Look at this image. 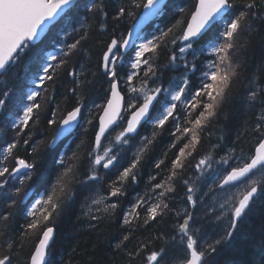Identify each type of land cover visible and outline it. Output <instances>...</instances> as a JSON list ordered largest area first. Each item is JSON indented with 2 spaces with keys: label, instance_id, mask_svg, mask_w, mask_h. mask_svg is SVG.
<instances>
[{
  "label": "trees",
  "instance_id": "1",
  "mask_svg": "<svg viewBox=\"0 0 264 264\" xmlns=\"http://www.w3.org/2000/svg\"><path fill=\"white\" fill-rule=\"evenodd\" d=\"M146 1L79 0L40 42L26 44L2 73L0 178L7 181L19 158L30 168L10 189V199L0 194L4 264H29L47 228L54 236L45 264H145L148 255L172 257V249L180 252L186 243L178 230L189 209L183 183L208 184L234 155L247 157L261 141L264 124L257 115L264 110V0H228L230 19L184 44L181 34L196 0H168L163 15L144 32L138 52H118L107 71L104 52L125 35ZM179 49L186 62L178 61ZM42 73L36 95L28 100L27 120L15 124L32 81ZM114 79L130 84V96L122 86L124 116L105 144L113 162L95 171L97 118ZM158 87L179 90L180 97L171 104L170 117L151 125L146 151L131 161L125 153L129 147L114 137L141 98ZM79 105L81 125L68 141L49 148L61 120ZM218 146L208 172L194 168L197 157ZM222 150L232 151L225 163L219 161ZM255 189L228 242L220 250L211 247L212 254L202 256L199 264H264V178ZM28 192L30 198L22 202ZM91 194L102 195L92 208ZM33 199L39 206L29 213Z\"/></svg>",
  "mask_w": 264,
  "mask_h": 264
},
{
  "label": "water",
  "instance_id": "2",
  "mask_svg": "<svg viewBox=\"0 0 264 264\" xmlns=\"http://www.w3.org/2000/svg\"><path fill=\"white\" fill-rule=\"evenodd\" d=\"M78 0H0V75L8 67L14 56L24 46L25 43L34 45L41 41L47 34L49 28L54 25L59 17ZM167 0H148L143 5L139 19H136L130 26L120 48L123 52L129 50L142 35L143 29L151 23L155 17L153 13L162 10ZM160 13V12H159ZM227 13V0H197L193 12L189 15L187 24L183 30L182 42L190 39H200L209 29ZM115 44L109 47L104 55L105 59L111 54ZM156 91L150 95L146 104L139 106L130 114L126 126H133L140 120L149 116L151 102L158 97ZM122 98L117 92V83L111 85L108 100L98 118V127L95 135L94 145L98 146L102 138L115 126L122 111ZM79 108L66 114L60 122L59 134L51 146H55L59 141L66 138L77 125ZM137 128L130 129L127 133L133 134ZM264 147V137L258 143ZM257 148V146H256ZM256 151V149H255ZM264 164V154L255 156L248 164L239 169L231 170L223 180L221 187L234 184L246 178L251 171ZM107 167V165L105 166ZM27 169V165L18 160L17 167L13 173ZM248 197H244L237 210L239 217L244 208L247 207ZM185 224L181 226L182 233L185 232ZM53 229H46L36 245L29 264H45L46 252L53 239ZM198 258L192 252V258ZM195 262V261H194Z\"/></svg>",
  "mask_w": 264,
  "mask_h": 264
},
{
  "label": "rangeland",
  "instance_id": "3",
  "mask_svg": "<svg viewBox=\"0 0 264 264\" xmlns=\"http://www.w3.org/2000/svg\"><path fill=\"white\" fill-rule=\"evenodd\" d=\"M177 56L179 59H184L183 56L180 55V50H179V53ZM129 90H130V86L127 85L126 91H129ZM176 95H177V93H174L172 96L175 97ZM167 96L168 95L165 94V97H167ZM159 102H161V106L155 108L152 116L149 119V122H150L149 125H152L161 115H164L167 113V108H166L167 103L164 100H160ZM257 116L261 120H263V122H264V110L261 111ZM148 129L150 130L151 128L147 125L139 133V135L136 136L135 138H132V140L134 142H136L137 144H140L139 137L145 138V133L147 132ZM118 135L121 136L120 134H118ZM125 139H127V138H123L120 140L118 137H115L114 141L115 142H121L124 145H126ZM143 145L140 146L138 151L145 148L144 147L145 145L144 146ZM99 153L100 154H99V156H97V158H100V159H98V161H100L101 163L102 162L106 163V162L110 161L112 154L110 153V147L108 145L105 146V144H104L102 146V148L100 149ZM239 161H240V163H242V157L241 156L240 157L238 156V158L236 159L235 162H239ZM207 162H208L207 160L206 161H197L196 163L194 162L195 163L194 168L206 169L208 167L206 164ZM224 165H225L224 168H221L220 170H218L211 177V181L208 184L204 183V181H201L202 183L200 182L199 184H197L198 186L196 188L195 184L191 185L189 183L191 185V186H189L190 188L186 190L185 194H183V199L188 201V203H192L190 214L193 213V209H194L193 224H195V226L190 227L192 222L189 221L190 220L189 219L187 224H186V228H185V231L187 232L186 236L188 237V234H190V236L192 235V237L194 238V231L195 230L199 231V229H197L198 226L207 225V224L208 225L210 224L209 227L211 226V228H209V229L207 228L208 231L206 233L204 230V232L201 234L202 236L198 242V245H199L197 248L198 252H203L204 247H206V246L212 245L216 242H223L225 240L227 234H229L228 232H231V229L236 224V221L234 219V215H235V210L238 206L240 198L246 193L254 194L255 190H256L255 185L264 175V167H262L254 175L250 176L245 181H243V182H241L235 186H232L226 190L220 191V190L215 189V185L220 183L222 181V179L224 178V176L226 175L227 172H225V168L231 167V165H229V164H224ZM206 171L208 172V170H206ZM17 179H18L17 176L11 175V177L9 178L8 181H6V182L0 181V192L1 193L4 192V195L7 198L11 195V194H9L12 192L11 190H13L11 185ZM100 195L101 194H98V195L94 194L93 196H91L89 198V205L91 208L96 207V206H94V204H96L101 199ZM182 212L184 213L183 210H182ZM184 215L187 216L188 214L185 213ZM187 219L188 218H186V220ZM216 222H218L217 225H216ZM185 241H186L185 247L182 248L180 250V252H178V251L176 252V250L172 249L174 251L173 252L174 254L172 256H175L173 258L168 255V257L165 258L166 259L165 260V259H162L160 255L159 256L154 255L157 258V262L155 264H184V262H186V259H187V254H186L184 249H186V245L189 244V240L187 238L185 239ZM194 247L196 249V242H194ZM262 255H263V253L260 254V256H262ZM147 258H148V260L151 259L148 256H147ZM168 260H169V262H168ZM201 260H202V256H201ZM201 260H200V262H201Z\"/></svg>",
  "mask_w": 264,
  "mask_h": 264
},
{
  "label": "bare ground",
  "instance_id": "4",
  "mask_svg": "<svg viewBox=\"0 0 264 264\" xmlns=\"http://www.w3.org/2000/svg\"><path fill=\"white\" fill-rule=\"evenodd\" d=\"M78 4V3H77ZM76 4L74 3V4H72L71 6H75ZM143 7V6H142ZM142 7H141V9H142ZM165 7H166V5H164L163 6V8H162V10H159V12H158V14L157 13H153L154 14V17L156 18V19H158L159 17H161V15H163L162 13L164 12V9H165ZM141 11V10H140ZM140 16H141V13L139 12L138 14H137V16L135 17V19H134V21L136 20V19H139L140 18ZM226 16L227 15H224V16H222L221 18H220V20H224L225 18H226ZM229 17V16H228ZM230 17H231V14H230ZM155 19V20H156ZM154 20V21H155ZM133 21V22H134ZM153 21V22H154ZM132 22V23H133ZM152 22V23H153ZM126 34V33H125ZM125 36L126 35H124L121 39H119V40H113V42H119V41H121V40H123L124 38H125ZM181 36H182V34H181ZM143 39H144V36L140 39V41L142 40L143 41ZM40 42V41H39ZM181 46V45H180ZM179 46V47H180ZM180 50V49H179ZM179 50H178V53H179ZM137 52H138V49H137ZM178 53H177V55H178ZM118 54V53H117ZM52 54L51 55H49V57H48V62L51 60V58H52ZM177 59H178V61H183V62H186L185 61V59H179L178 58V56H177ZM187 59V58H186ZM180 65V64H179ZM186 72V71H185ZM1 80V79H0ZM42 81V80H41ZM41 83V82H40ZM127 85H129L130 86V84H125L124 85V83H117V92H118V94L121 96V98H122V102H123V104L125 103V96H124V94H123V92H122V86H124L125 87V90H123L124 91V93H125V95L126 96H130V90L129 91H126V86ZM39 87V86H38ZM130 89H131V86H130ZM38 91V90H37ZM149 98H150V95H145V96H143V98H141V100H140V103H139V105L140 106H143L144 104H146L147 102H148V100H149ZM160 100H158V99H156L154 102H151V109H150V112H149V116H147L145 119H143V120H140L138 123H136V124H134L133 126H130V125H127L126 126V123H124L123 124V127H122V130H121V132H118V131H116V132H118V134H120L123 138H127V139H125V141H126V145H124L123 143H121V142H116V143H119V144H121L122 146H125V147H129V151H125V153L126 154H128L129 156L128 157H130L131 158V161L132 160H134V159H137V157L138 156H142V154H143V152L144 151H146V149H147V142L149 141L148 139H149V136H150V130L148 129L147 130V132L145 133V138L144 137H139V140H140V144H137L136 142H134L133 140H132V138H135L136 136H138L139 135V133L148 125L150 128H151V125H149L150 124V122H149V119H150V117L152 116V114H153V112H154V110H155V108L156 107H160L161 106V102H159ZM172 104H173V102H172ZM175 106V105H174ZM190 105H189V103L187 102V103H185V105H184V107H183V109H187L188 107H189ZM176 107V106H175ZM77 108H79V110H78V118H77V125L75 126V128L72 130V132L65 138V141H68L70 138H71V136L75 133V131L77 130V128L81 125V123L83 122V118L81 119V114L84 112V111H82V106L81 105H79V106H77L76 108H74V109H72L71 111H73V110H75V109H77ZM177 108V107H176ZM175 109V108H174ZM178 109H179V106H178ZM185 109V110H186ZM71 111H69V112H71ZM29 112V111H28ZM68 112V113H69ZM86 112V111H85ZM131 112V111H130ZM173 112V111H172ZM176 112H178L177 110H176ZM67 113V114H68ZM100 113V112H99ZM128 114V113H127ZM123 116H124V114H122ZM66 116V115H65ZM65 116H64V118H65ZM169 116V115H168ZM28 117V116H27ZM127 117V116H126ZM170 117V116H169ZM63 118V119H64ZM62 119V120H63ZM260 119V118H259ZM61 120V121H62ZM97 120H98V118H97ZM166 120V119H165ZM14 122H15V124L17 123V124H20V121L18 120V118L16 117L14 120H13ZM125 121V120H124ZM164 121V120H163ZM162 121V122H163ZM157 124V123H156ZM263 124H264V122H263ZM118 125H119V123H118ZM117 125V126H118ZM146 125V126H145ZM59 126H60V123H59V125H58V127H57V129H56V131L53 133V137L50 139V141H49V148H51V144H52V142H54L55 141V139L57 138V136H58V134H59ZM152 127H154L153 125H152ZM117 128V127H116ZM132 128H137L136 129V131L133 133V134H129V135H127V133L126 132H128L130 129H132ZM142 128V129H141ZM115 129V128H114ZM153 129V128H152ZM115 131V130H114ZM121 136H115V137H118L120 140L121 139H123ZM115 137H114V139H115ZM106 141V140H105ZM146 144L144 147V149H142V150H139L138 151V149L140 148V146H142L143 144ZM212 144H215V143H213L212 142ZM106 146V145H105ZM215 145H213V147H214ZM220 146H218V147H215V148H213V149H210L209 151H206V152H203L202 154V156H200V157H197L196 159H195V163L197 162V161H209L210 160V157H211V155H212V151L213 152H215L216 153V151H219V150H217L218 148H219ZM127 149V148H126ZM255 149H256V151H255ZM95 150V152H98V154H100L99 153V151L98 150H96V149H94ZM221 153H222V155H221V157L219 158V161H222L223 163H225V161H226V158L229 156V155H232V151H226V150H222V151H220ZM214 153V155H216ZM262 154H264V147H260L259 145H257V148H256V146H254L253 147V150H252V153L250 154V155H248L247 157H243L242 155H234V157L232 158V160H231V162L230 163H225V164H229V165H231V167H226L225 168V172H227L226 173V175L224 176V178L228 175V173L231 171V170H234V169H239V168H242L243 166H245L246 164H248L249 163V161L254 157V155L255 156H258V155H262ZM238 156L240 157H242V163H240V161L239 162H235L236 161V159L238 158ZM61 158V157H60ZM200 158V159H199ZM212 158V157H211ZM20 159V158H19ZM198 159V160H197ZM213 159V161H214V158H212ZM211 159V160H212ZM127 160H129L128 158H127ZM197 160V161H196ZM95 161H98V158H96L95 157V155L93 154V164H94V170L95 171H97L98 169H100L99 168V163H97V162H95ZM125 161V160H124ZM120 162V161H119ZM210 162V161H209ZM29 163V162H28ZM126 163V162H125ZM208 163V162H207ZM206 163V164H207ZM58 164V163H57ZM102 164H103V162H102ZM205 164V165H206ZM215 164V163H214ZM214 164H212V165H214ZM195 165V164H194ZM126 166V165H125ZM213 167V166H212ZM214 167H215V165H214ZM262 167H264V164H262V165H260L259 167H257L256 168V170H254V171H251L250 173H249V175L246 177V178H244L243 180H241V181H238V182H235L234 184H231V185H228V186H226V187H221V185H223L222 183H223V180H224V178L222 179V181L220 182V183H218L217 185H215V189H217V190H220V191H222V190H226V189H228V188H230V187H232V186H235V185H237V184H239V183H241V182H243V181H245L246 179H248L250 176H252V175H254L259 169H261ZM29 167L24 171V170H21L22 171V174H18V175H13V176H17L18 177V179L11 185V187H12V189L13 188H15V187H17L18 186V184H20L21 183V181H22V179H23V176L25 175V174H27L28 173V171H29ZM243 169V168H242ZM13 170V169H12ZM212 170H214V169H212ZM105 171V170H104ZM12 172V171H11ZM212 172V171H211ZM150 174V173H149ZM212 174V173H211ZM151 175V174H150ZM146 176H148V175H146ZM11 177V175L9 176V178ZM9 178L7 179V181L9 180ZM264 178V175L262 176V178L258 181V182H260L262 179ZM0 181L1 182H3V179L2 178H0ZM197 181V180H196ZM144 182V183H143ZM258 182H257V184H258ZM142 183H143V186L144 185H146L147 183L144 181V178H143V180H142ZM149 183V182H148ZM200 183V182H199ZM183 184H185L186 185V187H188V189L190 188L189 186H191L188 182H185V183H183ZM257 184H256V186H257ZM197 186L198 185H196V188H197ZM256 188V187H255ZM16 189V188H15ZM259 190V189H258ZM257 190V191H258ZM41 193V192H40ZM258 193V192H257ZM0 194L1 195H4V192L3 193H1L0 192ZM14 194V193H13ZM256 194V193H255ZM37 195V194H36ZM94 195V194H93ZM92 194L89 196V198L91 197V196H93ZM254 194H250V193H246V194H244L241 198H240V200H239V203H238V206H237V208H236V210H235V215H234V219H235V221H236V223H237V221H239V219H241L242 218V216H243V214H245L247 211V208H249V205H250V202H251V200H252V197H254L253 196ZM5 196V195H4ZM30 193L28 192L25 196H24V198H23V200H22V202H26L29 198H30ZM44 195H43V192L41 193V196H40V198H39V200H41L42 199V197H43ZM101 197H102V195H100ZM6 197V196H5ZM244 197H248V204H247V207L246 208H244L243 209V211H242V213H241V215L239 216V217H237V210H238V208H239V206H240V204H241V201H242V199L244 198ZM34 198H36V196L34 197ZM8 199H10V197H8V198H6V200H8ZM38 200V199H37ZM39 200H38V202H39ZM38 202L37 201H35V199H33L31 202H30V204H29V206H28V208H27V211L30 213V212H32L31 211V209H33L34 208V210H36L35 208H36V206H39V205H37L38 204ZM42 202H44V201H42ZM40 204H41V202H40ZM191 205H192V203H189V209L186 211V214H188L187 216H185L184 215V217L181 219V221H180V223L178 224V230H179V233H180V235H181V237L185 240L186 238L189 240V244L188 245H186V249H184L185 250V252H186V254H187V259H186V262H184V264H189V260H191V258H192V252L195 254V256H197L198 258H193V261L190 263V264H199V262H200V260H201V256H204V255H208V254H210L211 252V250L213 249V248H211V247H223L224 246V244L225 243H227L225 240H227V237H229V235H231L230 233H232V232H228L229 234H227V236H226V238H225V240L223 241V242H216V243H214V244H212V245H209V246H206V247H204V251L203 252H198V250H197V248H198V242H199V240H200V238H201V234L204 232V230H205V233L208 231V229L209 228H211V226L209 227V225L207 224V225H201V226H198V228L197 229H199V231H194V238L192 237V235L190 236V234H188V237L186 236V231L184 232V233H182V231H181V226L184 224V222L186 221V224H187V222H188V220L189 221H191L192 223H191V226L190 227H194L195 226V224H193V213H194V209H193V213L192 214H190V210H191ZM33 210V211H34ZM149 213V212H148ZM188 218L187 220H186V218ZM217 223L218 222H216V225H217ZM186 224H185V228H186ZM204 224V223H203ZM214 224V223H213ZM219 225V224H218ZM236 225V224H235ZM235 225L233 226V227H235ZM213 227V226H212ZM208 228V229H207ZM214 228V227H213ZM218 228V227H217ZM190 229V228H189ZM192 229V228H191ZM235 229V228H234ZM233 228L231 229V231L232 230H234ZM42 235V234H41ZM179 236V235H178ZM178 236H176V237H178ZM41 237V236H40ZM174 238V240H177V238ZM179 239V238H178ZM39 240H40V238H39ZM39 240H38V242H39ZM228 240H230V239H228ZM38 242H37V244H38ZM194 242H196V249H195V247H194ZM36 244V245H37ZM36 245H35V247H36ZM174 248V247H173ZM184 248V247H183ZM35 249V248H34ZM163 249V248H162ZM219 249V248H218ZM174 250V249H173ZM195 250V251H194ZM197 250V251H196ZM220 250V249H219ZM34 251V250H33ZM165 251V250H164ZM215 251V250H214ZM161 252V251H160ZM166 252H169V251H166ZM212 254V253H211ZM161 256V255H160ZM148 257H150L151 259L150 260H148V258H147V260H146V263L145 264H155L156 262H157V258L154 256V255H152V256H149L148 255ZM173 257H175V256H172V258ZM161 258L162 259H165V257H163V256H161ZM166 260V259H165ZM195 261V262H194ZM168 262H169V260H168ZM5 263V261H3V264Z\"/></svg>",
  "mask_w": 264,
  "mask_h": 264
}]
</instances>
